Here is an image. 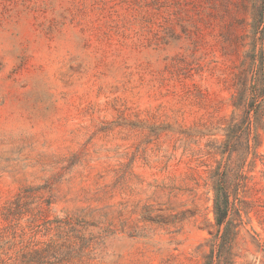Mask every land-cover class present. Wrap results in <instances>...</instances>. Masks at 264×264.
Masks as SVG:
<instances>
[{
  "label": "rangeland",
  "instance_id": "374dc122",
  "mask_svg": "<svg viewBox=\"0 0 264 264\" xmlns=\"http://www.w3.org/2000/svg\"><path fill=\"white\" fill-rule=\"evenodd\" d=\"M263 59L264 0H0V264H207L222 174L264 264Z\"/></svg>",
  "mask_w": 264,
  "mask_h": 264
},
{
  "label": "trees",
  "instance_id": "16d2710c",
  "mask_svg": "<svg viewBox=\"0 0 264 264\" xmlns=\"http://www.w3.org/2000/svg\"><path fill=\"white\" fill-rule=\"evenodd\" d=\"M255 60V56H253ZM264 60V59H263ZM254 64V61H253ZM255 66L253 73V91L251 95V101L249 103V110L254 111L256 119L261 117L262 113V102L264 100V61L261 65L256 68ZM253 68V67H252ZM247 75H244L243 89L240 93L239 100L242 101L245 96L247 86ZM238 102L239 105L241 102ZM253 121L249 118V124ZM227 182L226 175L222 174L217 177L215 185V196H214V211L216 216V224L218 226L217 232L214 234L213 249L211 254L208 255L207 264H213L215 262V249L218 248L216 255V264L225 262L227 264H234L232 252L233 243L240 233V224H242L241 218V207L238 204L240 200L237 198H231V192L225 186ZM237 216L236 218L233 217ZM239 217V218H238ZM239 220L236 222V220Z\"/></svg>",
  "mask_w": 264,
  "mask_h": 264
}]
</instances>
